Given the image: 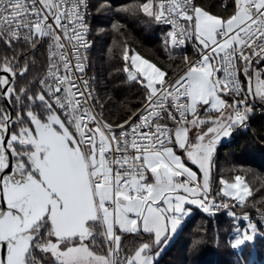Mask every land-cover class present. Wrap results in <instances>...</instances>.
<instances>
[{"label":"snow or ice","instance_id":"snow-or-ice-1","mask_svg":"<svg viewBox=\"0 0 264 264\" xmlns=\"http://www.w3.org/2000/svg\"><path fill=\"white\" fill-rule=\"evenodd\" d=\"M230 7L224 16L196 0L121 8L142 13L149 26H170L161 41L170 55L193 42L199 58L185 55V67L169 76L124 44L121 71L144 98L113 124L84 78L88 0H0V264H159L186 205L230 209L210 196L215 154L264 109V0ZM45 46L46 73L36 76L29 55ZM219 184V194L241 207L254 195L244 174ZM237 218L248 224L237 229L234 248L257 231L248 214ZM124 234L148 240L122 256ZM101 238L106 256L90 247Z\"/></svg>","mask_w":264,"mask_h":264},{"label":"trees","instance_id":"trees-1","mask_svg":"<svg viewBox=\"0 0 264 264\" xmlns=\"http://www.w3.org/2000/svg\"><path fill=\"white\" fill-rule=\"evenodd\" d=\"M145 2L147 0H90L93 46L89 52V62L96 78L100 103L105 109L102 115L113 124L128 118L142 105L144 98L142 88L128 81L126 73L121 71L124 44L146 58H151L169 76L179 73L185 67V55L190 60L193 58L191 46L173 50L171 55L163 50L161 41L165 26H149L148 18L142 13L136 16L120 11L123 7L137 8ZM196 2L211 9L213 14L224 16L232 11L230 5L233 0ZM102 4L104 8L100 7ZM116 24L124 25L123 29L118 31ZM39 55L42 59L41 75L46 65L44 49H39ZM236 174H244L254 192L246 206H239L241 210H264L261 207L264 203V109L259 107L251 119L250 128L236 129L232 140L218 146L212 187L220 190L222 185L219 179L224 177L231 181ZM225 198L234 202L231 198ZM230 210L220 209L209 214L195 207L174 239L161 251L159 264H264V224H256L260 232L253 241H246L240 249L234 248L236 226L241 224V227H245L247 222L238 219L240 216L237 214L236 217L230 216ZM147 240V235L136 237L134 234H124L121 255L130 254L131 250ZM196 241L199 244L194 249ZM94 249L106 254V243L102 238L97 241Z\"/></svg>","mask_w":264,"mask_h":264},{"label":"built area","instance_id":"built-area-1","mask_svg":"<svg viewBox=\"0 0 264 264\" xmlns=\"http://www.w3.org/2000/svg\"><path fill=\"white\" fill-rule=\"evenodd\" d=\"M91 19H92L91 5H90V0H88V15L86 16V20H87V22H88V24L90 26V32L88 34V39H89V42L91 44V47L87 51L88 60H87V68H86V73L84 74V78L89 79V83H90L91 89L94 91V94L96 96H98V90H97V86H96V78H95L94 74L91 72V66H90V62H89V52H90V50H91V48L93 46V40L91 38ZM162 26H164V25H162ZM165 27L170 28V26H165ZM187 46H191L193 48V58H192V60L198 59L199 57H198V55L196 53V48L194 47V43L190 42V43L187 44ZM44 50H45V55H46V65H45L44 71L42 72V74L40 76H42L44 73H46V69H47V49H46V46L44 47ZM141 107H142V105L139 108H141ZM97 111H99V109H97ZM133 119H135V117H133ZM122 122L123 121H121L119 123H122ZM172 126L173 125L171 124V122H169V127H172ZM250 127H251V120L248 121V127H246V128H250ZM219 193H220V190L214 189L212 187V192L210 193V196H215V198H216L218 203L219 202L229 203L231 210H233V209L237 210V207H236L235 203L228 201L225 197H223ZM244 214H248L253 223L264 224V216H261L260 214L253 213V212L241 213V214L238 213L237 215H239L241 217ZM247 223H248V221H247Z\"/></svg>","mask_w":264,"mask_h":264},{"label":"crops","instance_id":"crops-1","mask_svg":"<svg viewBox=\"0 0 264 264\" xmlns=\"http://www.w3.org/2000/svg\"><path fill=\"white\" fill-rule=\"evenodd\" d=\"M258 67H264V65H260V66H258ZM255 83H256L255 80H253V87H255ZM204 107L206 108L207 106H204ZM198 113H199V115L201 116V118H205V117H204V108H199V109H198ZM212 115L215 116V113H213ZM189 119H191V116L189 117ZM202 127H204V126H202ZM205 130H206V129H205ZM195 131H196V129H192V131L189 133L190 138H191V136H192V132H195ZM234 132H235V131H234ZM234 132L232 133V135H231L230 137L222 139L221 143H225V142H228V141L232 140L233 137H234ZM186 163L188 164L189 167H192L194 171H197L198 176L200 175V173H199V171H198V169H197L196 166L191 165V163L188 162V161H186ZM228 198H229V197H228ZM195 207H197V206H195V205H186V208L189 209V215L186 216V217L182 220L181 225L179 226L177 233H178V232L180 231V229L182 228V226H183L184 222L186 221V219L189 218V217L191 216V214L193 213ZM177 233H176V234H173V235L170 237V241H172V240L174 239V237L177 235ZM168 245H169V243H168L166 246H168ZM166 246H165V247H166ZM165 247H163L160 251H162ZM92 250H93L94 252H96V253L99 254V252L95 251L94 249H92Z\"/></svg>","mask_w":264,"mask_h":264},{"label":"flooded vegetation","instance_id":"flooded-vegetation-1","mask_svg":"<svg viewBox=\"0 0 264 264\" xmlns=\"http://www.w3.org/2000/svg\"><path fill=\"white\" fill-rule=\"evenodd\" d=\"M42 49H44V47H42ZM45 51V50H44ZM26 54H27V50H25ZM29 59L30 60H34L36 63H35V66L33 67V74L36 75V76H40V71H41V68H42V59L39 55V51H33L30 55H29ZM45 60V58H44ZM45 62V61H44ZM45 64V63H44ZM27 75V74H26ZM32 80V76H29L28 77V80H19L18 79V84L20 87H24L28 84V82ZM0 105H6V102L5 101H2L0 100ZM99 241V239L97 240ZM96 241V243H97ZM96 245V244H95ZM95 245H90V247L92 249H94ZM95 250V249H94ZM96 251V250H95ZM41 256L40 254L38 253L37 254V259H40Z\"/></svg>","mask_w":264,"mask_h":264},{"label":"rangeland","instance_id":"rangeland-1","mask_svg":"<svg viewBox=\"0 0 264 264\" xmlns=\"http://www.w3.org/2000/svg\"><path fill=\"white\" fill-rule=\"evenodd\" d=\"M233 203H235V205H236V207H237V210H235V209H233V210H231V211H234L236 214H238V213H248V212H253V213H257V214H260L261 216H264V210H259V211H257V210H254V211H242L241 210V208L236 204V202L234 201ZM242 217V216H241ZM243 220V219H242ZM245 223H246V221H244ZM247 224L248 223H246L245 224V227H241V224H238L237 226H236V231H237V229H241V230H244V229H246V227H247ZM259 232H260V230L257 228V231H256V233H255V235H257V234H259ZM249 234H252L250 231H249ZM255 235H254V238H255ZM254 238H253V240H254ZM252 240V241H253ZM245 243H246V241H245ZM245 243L243 244V245H245ZM234 244H235V241H234ZM243 245H241L240 247H239V249L243 246ZM108 248V245L106 244V249ZM253 249H254V247H253ZM96 253V252H95ZM97 255H107V251H106V254H104V253H96Z\"/></svg>","mask_w":264,"mask_h":264}]
</instances>
